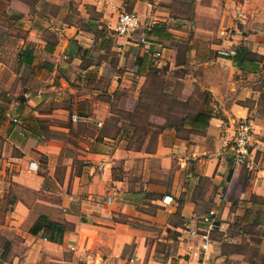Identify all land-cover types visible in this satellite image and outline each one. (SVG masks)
Masks as SVG:
<instances>
[{
	"label": "crops",
	"instance_id": "1",
	"mask_svg": "<svg viewBox=\"0 0 264 264\" xmlns=\"http://www.w3.org/2000/svg\"><path fill=\"white\" fill-rule=\"evenodd\" d=\"M80 1L99 12L83 10L84 26L70 25L62 43L56 38L39 46L21 38L16 62L29 48L32 65L46 54L52 61H74L83 75L95 73L90 53L103 49L107 37L100 19L115 32L121 4ZM193 1L194 13L207 10L218 21L224 17L226 25L198 27L205 34L191 39L174 29L182 24L171 27L166 7L156 11L160 20L146 28L151 46L118 47L123 54L116 55L108 98L97 97L95 107L41 111L39 105L26 110L16 104L10 112L8 93L0 88V264H264V0H224L221 11L218 0ZM34 2L0 0V17L24 23ZM33 21L29 33L40 34L43 29ZM81 32L99 42L78 40ZM3 63L0 58V75ZM52 82L43 92L59 95L64 87ZM115 91L116 101L124 95L131 104L117 101L116 120L107 126ZM41 92L34 95L36 104L46 96ZM25 111L49 118L50 130L86 132L96 126L95 134L78 139L82 170L74 172L68 163L58 178L51 161L61 143L45 126L27 121ZM200 111L207 115L198 120ZM240 119L252 127L251 163L234 168L229 147ZM115 136L110 147L107 141ZM208 210L217 215L208 238L190 234ZM40 215L63 224L60 243L43 228L30 231Z\"/></svg>",
	"mask_w": 264,
	"mask_h": 264
},
{
	"label": "rangeland",
	"instance_id": "2",
	"mask_svg": "<svg viewBox=\"0 0 264 264\" xmlns=\"http://www.w3.org/2000/svg\"><path fill=\"white\" fill-rule=\"evenodd\" d=\"M29 2H32V0H29ZM116 2L121 4V9L123 8L126 11L135 10L137 12L141 21L140 28L132 34V38L128 40L122 36V43H120L121 41H118L120 38L117 33L110 30L106 25V19H100L101 24L105 27L103 33H105L107 37L103 49L99 50L94 48L90 53L93 56L94 62L90 70L95 73L89 76L83 75L85 74L84 71H81L78 64L74 61H68V59H66L67 64L64 63L63 61H65V58L63 57H61V59H53L54 61H52L46 57V54H43L34 65L23 66L17 64L16 54L21 46V38H25L26 41H33L34 39L35 43H38L39 46L43 44V40L54 42L56 38H58L59 43H62V39L68 38L65 32L70 25L80 28L84 26L80 13L86 9L92 15L94 13L93 9L96 10L95 8L90 7V5H87V7L82 6L80 0H35L33 8L29 9L30 13H28V15L30 16L25 15L24 23H17L16 20H8L0 17V58L4 60V67L1 69L0 75V88L3 87L8 93L10 112L14 111V106L16 104L25 106L26 110L31 106L39 105L42 109L41 111H49L56 105L71 107L75 105H84L85 108H89L90 106L95 107V104H97V97L102 95L103 99L108 98L109 85L114 78V72L116 73V55L122 53V50L118 49V47L122 44L135 46L138 49L145 48V45L151 46L150 42L154 39L147 35L146 28L154 21L160 20L159 18L161 17L159 16L161 14L155 12L165 10L163 7H166L170 16L173 17L170 21L172 22L171 27H179L180 25L177 24H182L178 29H174L184 31L185 36L188 35L191 39H202L205 34L198 33L202 32L200 30L198 31V27L213 28L219 25H226L224 17L218 21L220 16L210 15L207 10L204 11L200 9L201 12L199 14L194 13L193 7H195V2L192 0H116ZM200 2L201 4L209 5L210 0H200ZM222 4H224V0L217 1L216 5L218 6V11H221L220 5ZM135 5L137 7L134 8ZM33 13H36V15H33ZM110 16H112V13ZM33 18H35L36 24L43 29L40 34L29 33V22H32ZM77 35H81L77 37L78 40L87 44L89 43L90 46L94 42H99V40H95L92 43V41H90L91 38H88L89 35L84 32L80 34L77 33ZM141 35L146 36V43H142L138 40ZM72 38L73 37H70L68 40ZM72 42L76 43L74 40H72ZM95 44L97 45L98 43ZM157 48L163 47L156 45V49ZM56 52H59L58 49H56ZM60 54L62 55V53ZM150 56L153 61L157 60V58L154 57L155 53L153 55V52H151ZM96 57L102 61L95 62V60H98ZM86 62H88V60H86ZM61 63L62 67L59 68ZM48 64H51V68H49ZM52 70H55V72L52 73ZM98 72H101V74ZM48 81H53L52 84L64 87V90L60 92L59 95L55 94V91L51 93L47 91L43 92V90L48 88ZM39 89H42L41 94H45L46 96L40 103L36 104V102H38L36 100L38 96L34 95L39 92ZM111 97L113 102V107H111L113 116L108 119L109 121L107 120V122H105L107 126H110L116 120L117 101V104L122 107L131 104V101L127 100L124 95L116 101V91ZM25 114H29V118L26 119L27 121H30V119L34 120L41 127L45 126L43 128H47V120H49V118L39 117V119H37L32 116L33 113H27V111L23 113V115ZM12 116L13 115L10 113L9 118ZM16 117L18 118V116ZM95 128L96 126H92L88 128L86 132L80 127L69 128L64 131H58L59 129H46L45 133L47 135L56 136L58 142L61 143L62 149L60 155L54 157L53 161H51L52 164L56 166V174H58L59 179H61L64 168L68 163L71 164L74 172L82 170V160L78 157V155L83 153L81 150L82 144L78 139L82 138V134H95ZM110 131L112 132V130ZM113 133L114 132H112V134ZM107 143L110 147L116 145V136L114 140L107 141ZM68 157H72L73 159L71 160V158L69 159ZM40 158L41 162L46 163L45 156L41 155ZM112 169L113 175L116 176V162Z\"/></svg>",
	"mask_w": 264,
	"mask_h": 264
},
{
	"label": "built area",
	"instance_id": "3",
	"mask_svg": "<svg viewBox=\"0 0 264 264\" xmlns=\"http://www.w3.org/2000/svg\"><path fill=\"white\" fill-rule=\"evenodd\" d=\"M240 20L244 18L239 15ZM140 20L135 10L126 11L123 8L119 9L114 23V31L120 36L128 40L140 28ZM142 43H146V36L141 35L138 39ZM159 55V52L156 53ZM73 119H77L75 115ZM252 127L247 119H240L236 121L234 134L231 139L229 151L231 152L230 162L236 168L239 166H246L251 163L250 161V146L252 140ZM110 199H107L108 203ZM217 215L214 210H208L198 218V223L195 228H189L190 234L199 233L203 238H208V232L216 225ZM201 264V263H199Z\"/></svg>",
	"mask_w": 264,
	"mask_h": 264
},
{
	"label": "trees",
	"instance_id": "4",
	"mask_svg": "<svg viewBox=\"0 0 264 264\" xmlns=\"http://www.w3.org/2000/svg\"><path fill=\"white\" fill-rule=\"evenodd\" d=\"M193 1V0H192ZM240 50V49H239ZM239 50H236L235 55L234 56H238L239 54ZM22 54V57L20 58V56L18 57L17 63L19 65H26V66H30L32 65V53H31V49L29 48H24L21 50V52H19V55ZM159 71V69H158ZM155 72H157V70H155ZM207 115L206 112L204 111H200L197 113L196 115V119L199 120V117L204 119L203 116ZM44 229V231L47 234V237L57 243H60L62 240V234L64 231V227L63 224L60 222H55L52 220H48L44 215H40L38 217V219L33 223V225L30 227V231L31 232H36L40 229Z\"/></svg>",
	"mask_w": 264,
	"mask_h": 264
}]
</instances>
